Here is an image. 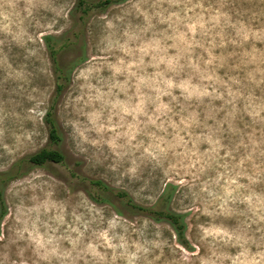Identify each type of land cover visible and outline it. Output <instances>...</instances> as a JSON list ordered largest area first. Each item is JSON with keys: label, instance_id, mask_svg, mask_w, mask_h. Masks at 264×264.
<instances>
[{"label": "rangeland", "instance_id": "rangeland-1", "mask_svg": "<svg viewBox=\"0 0 264 264\" xmlns=\"http://www.w3.org/2000/svg\"><path fill=\"white\" fill-rule=\"evenodd\" d=\"M75 4L0 0V172L43 148L65 156L6 185L0 264H264V0H123L83 25ZM73 33L84 61L60 49L71 69L52 100L42 38ZM167 183L190 250L113 194L147 207Z\"/></svg>", "mask_w": 264, "mask_h": 264}, {"label": "trees", "instance_id": "trees-1", "mask_svg": "<svg viewBox=\"0 0 264 264\" xmlns=\"http://www.w3.org/2000/svg\"><path fill=\"white\" fill-rule=\"evenodd\" d=\"M123 0H98V1H88V0H76V4L73 8L74 14L77 15V21L80 25H83V20L89 15L90 12L102 11L112 2H120ZM72 39L67 42L62 43L59 47L55 48L56 40L50 36L46 35L42 38L44 47L48 53V57L52 66V73L55 75V91L52 100H54L57 95L61 92L64 84L68 80V73L71 69L69 68H60L56 62V55L60 51V49L73 45L78 48V57L74 61L73 65L81 63L84 61V51L82 48L83 41L82 35L79 33H73ZM72 66V65H71ZM53 102V101H52ZM52 103L47 111L43 115V123L47 130V138L48 142L51 145L59 146L61 144V136L59 135L57 128L55 126V120L53 117V106ZM65 161V156L59 152L58 150L51 149H40L39 151L29 155L26 159H22L16 163H14L7 171L0 172V221L6 214L3 194L6 185L12 181L13 179L21 176L23 174L22 164L27 163L31 166H43L46 163H55L62 164ZM73 177H77L75 174H72ZM88 184L91 187H94L100 193H112V190L105 185L100 180H88ZM175 186L172 184H165L160 191L155 202L150 206H141L133 202V200L128 196V194L124 191H116L114 192V196L118 198L124 209L129 212L139 213L149 220L155 223H165L170 228L172 235L174 237L175 242L185 250H190L189 244L185 237L186 224L184 221V215L181 213H177L170 208V203L175 191ZM89 198L92 202L100 203L104 201L99 197V194L90 193ZM117 214L119 212L117 211Z\"/></svg>", "mask_w": 264, "mask_h": 264}]
</instances>
